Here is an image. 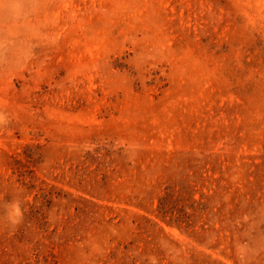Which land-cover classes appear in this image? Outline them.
I'll use <instances>...</instances> for the list:
<instances>
[{
    "label": "rangeland",
    "instance_id": "obj_1",
    "mask_svg": "<svg viewBox=\"0 0 264 264\" xmlns=\"http://www.w3.org/2000/svg\"><path fill=\"white\" fill-rule=\"evenodd\" d=\"M0 264H264V0H0Z\"/></svg>",
    "mask_w": 264,
    "mask_h": 264
}]
</instances>
